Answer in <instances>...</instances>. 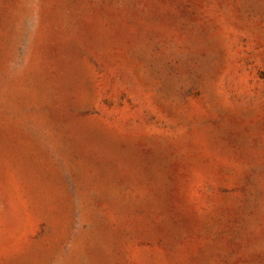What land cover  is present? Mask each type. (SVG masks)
Masks as SVG:
<instances>
[{"label":"rangeland","instance_id":"rangeland-1","mask_svg":"<svg viewBox=\"0 0 264 264\" xmlns=\"http://www.w3.org/2000/svg\"><path fill=\"white\" fill-rule=\"evenodd\" d=\"M0 264H264V0H0Z\"/></svg>","mask_w":264,"mask_h":264}]
</instances>
